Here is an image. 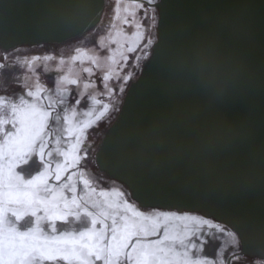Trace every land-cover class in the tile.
Returning <instances> with one entry per match:
<instances>
[{
	"label": "rangeland",
	"instance_id": "rangeland-1",
	"mask_svg": "<svg viewBox=\"0 0 264 264\" xmlns=\"http://www.w3.org/2000/svg\"><path fill=\"white\" fill-rule=\"evenodd\" d=\"M142 1L156 0H105L93 28L60 44L0 47V264H238L230 227L141 207L96 165L156 40Z\"/></svg>",
	"mask_w": 264,
	"mask_h": 264
},
{
	"label": "water",
	"instance_id": "water-1",
	"mask_svg": "<svg viewBox=\"0 0 264 264\" xmlns=\"http://www.w3.org/2000/svg\"><path fill=\"white\" fill-rule=\"evenodd\" d=\"M105 0H0V47L60 44ZM156 40L95 151L141 207L197 212L264 259V0H156Z\"/></svg>",
	"mask_w": 264,
	"mask_h": 264
},
{
	"label": "flooded vegetation",
	"instance_id": "flooded-vegetation-1",
	"mask_svg": "<svg viewBox=\"0 0 264 264\" xmlns=\"http://www.w3.org/2000/svg\"><path fill=\"white\" fill-rule=\"evenodd\" d=\"M145 5L147 6H153L149 3L151 2H147V1H142ZM239 245V247H238ZM240 249V242L237 244V246L229 253V258L230 260H234L236 263L238 264H251L249 262L251 256H247L244 254H239L238 251Z\"/></svg>",
	"mask_w": 264,
	"mask_h": 264
},
{
	"label": "trees",
	"instance_id": "trees-1",
	"mask_svg": "<svg viewBox=\"0 0 264 264\" xmlns=\"http://www.w3.org/2000/svg\"><path fill=\"white\" fill-rule=\"evenodd\" d=\"M170 210H173V211H176V210H174V209H170ZM176 212H178V211H176ZM193 213H195V212H193ZM197 213V212H196ZM200 214V213H199ZM227 226V225H226Z\"/></svg>",
	"mask_w": 264,
	"mask_h": 264
}]
</instances>
